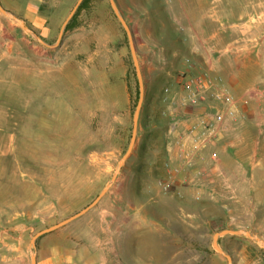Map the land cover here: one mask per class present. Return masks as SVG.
I'll list each match as a JSON object with an SVG mask.
<instances>
[{
	"label": "rangeland",
	"instance_id": "rangeland-1",
	"mask_svg": "<svg viewBox=\"0 0 264 264\" xmlns=\"http://www.w3.org/2000/svg\"><path fill=\"white\" fill-rule=\"evenodd\" d=\"M76 1L0 0L44 41L0 12V264H31L32 235L90 203L128 146L139 87L110 1L88 0L58 45H46ZM116 1L143 77L134 148L101 200L32 250L42 264H227L214 232L243 228L264 239V0H180L233 12L202 30L217 32L204 45L177 39L184 26L172 28L164 9L172 0ZM146 16L160 27L148 28ZM185 58L220 77L239 104L205 159L184 169L167 142L190 72ZM218 241L232 264H264V248L249 238Z\"/></svg>",
	"mask_w": 264,
	"mask_h": 264
},
{
	"label": "built area",
	"instance_id": "built-area-1",
	"mask_svg": "<svg viewBox=\"0 0 264 264\" xmlns=\"http://www.w3.org/2000/svg\"><path fill=\"white\" fill-rule=\"evenodd\" d=\"M185 63L189 66L190 72L179 82V86L185 90L180 102L181 108H198L205 102H211L207 112L208 121L194 123L187 132L175 138L182 162L184 165H190L194 159L204 160L205 146L217 138L222 128L234 123L239 103L220 77L212 76L208 71L195 70L189 58H185ZM168 90L165 88V91ZM226 122L229 124L225 125ZM210 175L215 177L218 173L212 171ZM168 186L169 183L166 184V188Z\"/></svg>",
	"mask_w": 264,
	"mask_h": 264
},
{
	"label": "crops",
	"instance_id": "crops-1",
	"mask_svg": "<svg viewBox=\"0 0 264 264\" xmlns=\"http://www.w3.org/2000/svg\"><path fill=\"white\" fill-rule=\"evenodd\" d=\"M187 2L188 4H185L184 2V4L182 5L180 0L179 1L172 0L170 4H167V6H165L164 9H165V13L167 14V18L170 21L169 25L172 28L177 29L178 25L184 26V31L179 33L177 39H180V40L184 39L188 44L197 45V43L199 42L198 45H204L207 42V40L209 41L211 40L210 39L211 37L216 36L217 32H214L213 35H211L210 33L208 35L202 30L205 28H211V26L213 27V29L217 30V22L219 21L220 16H223V14H225L226 17L229 18V17H232L233 15V12L221 11L220 9H218L219 6L217 5L215 7L209 6V8L206 9V6L202 7L199 2H195V1L194 2L187 1ZM137 8L138 9L136 13L137 14L141 13L142 11L140 10V7H137ZM145 11L146 13H149L148 9H145ZM242 14L243 12H241V15ZM144 21L146 22L148 28L151 25L153 29L156 27L159 28L161 25L160 22L157 23L159 19L151 20L147 16L144 19ZM132 27L135 30H137V29H140V27H142V24L136 23L135 25L133 24ZM194 50H195L194 56L196 58L197 57L200 58L198 56L200 53L199 48L196 47L194 48ZM205 66L213 68L215 71H217L215 66H213L212 64H207ZM210 104L211 102H205L201 104L197 109L196 108L183 109L181 108V106L180 108L175 107L173 109L174 115L178 116V120L176 121V125L174 126L170 139L167 142V153L169 157L172 159V161L178 163L184 169H185V166H183L184 163L181 162L182 160L179 156L180 154L179 149L177 145L175 144V138H177V136L180 135L181 133L187 132L190 128H192L194 123H198V122L205 123L206 121H208V117H206L207 114H204V111L206 110L207 107H209ZM227 124H229V122L225 123V125ZM226 135L228 136L233 135V133L226 132ZM213 171L218 173L217 170H213ZM209 177L211 179H215L218 177V175H216L215 177H212L209 174ZM117 229H118L117 230L118 233L120 234L121 232L120 226H118ZM44 261L47 262V260H44ZM36 262L37 264H42L41 261H39L38 257L36 258Z\"/></svg>",
	"mask_w": 264,
	"mask_h": 264
},
{
	"label": "water",
	"instance_id": "water-1",
	"mask_svg": "<svg viewBox=\"0 0 264 264\" xmlns=\"http://www.w3.org/2000/svg\"><path fill=\"white\" fill-rule=\"evenodd\" d=\"M82 1L83 0H77L76 1L72 10L69 12L68 16L66 17V19L62 23V25L59 29V32H58L57 42L55 44H52V45L46 44L47 46L54 47V46L58 45V43L62 39L63 33L65 31V28H66L69 20L73 17L75 11L78 9V7L82 3ZM109 1H110V5H111L116 17L118 18L119 22L121 23L122 27L124 28V30L127 34L128 41H129V49H130L132 62H133L134 68H135L138 87H139V96H138V99H137V102L135 105L134 112L132 114V127H131V135H130V139L128 142V146H127L125 152L123 153V155L118 160L117 166H116L115 171L112 174L110 180L104 185V187L101 189V191L95 196V198L90 203H88L86 206H84L78 212L68 216L67 218H64L63 220H61L55 224H52L46 228H43V229L37 231L35 234L32 235V237L30 238V241H29L30 248H31V256H30L31 264H37L36 263V255H35L34 251L32 250L35 248L36 239L38 237L46 234V233H49V232H51V231H53L59 227L64 226L65 224H67V223L73 221L74 219L82 216L87 211H89L91 208H93L101 200V198L106 194V192L109 190V188L112 186V184L114 183V181L117 177V174L120 172L122 166L124 165L125 161L129 157V155L131 154V152L134 148V145H135L137 131H138V120H139L140 110H141L142 103H143V77H142V72H141V68H140V63H139V59H138L136 43H135V39L133 36V32H132L130 26L128 25L127 21L125 20L124 16L122 15L117 1L116 0H109ZM0 12L4 16H6L7 18L15 21L26 32L35 35V37L40 42L44 43L43 39L40 36L36 35L35 32L25 23V21L22 18L18 17L13 12L5 9L2 6L1 2H0ZM227 234L247 237L250 240L254 241L260 247L264 248V239L261 238L258 234L254 233L250 230L243 229V228H237V229H235V228H224L222 230L216 231V232H214V234L212 236V247L215 249V251H217L219 254H221L223 257L226 258L227 264H232V257L229 253L224 251L219 246V241H218L219 237L227 235Z\"/></svg>",
	"mask_w": 264,
	"mask_h": 264
},
{
	"label": "trees",
	"instance_id": "trees-1",
	"mask_svg": "<svg viewBox=\"0 0 264 264\" xmlns=\"http://www.w3.org/2000/svg\"><path fill=\"white\" fill-rule=\"evenodd\" d=\"M87 2L88 0H83L82 3L79 5L78 9L81 10L86 5Z\"/></svg>",
	"mask_w": 264,
	"mask_h": 264
}]
</instances>
